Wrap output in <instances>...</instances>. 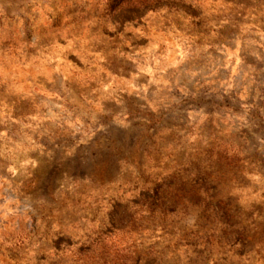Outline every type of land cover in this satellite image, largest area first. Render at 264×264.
<instances>
[{
  "label": "rangeland",
  "instance_id": "rangeland-1",
  "mask_svg": "<svg viewBox=\"0 0 264 264\" xmlns=\"http://www.w3.org/2000/svg\"><path fill=\"white\" fill-rule=\"evenodd\" d=\"M0 264H264V0H0Z\"/></svg>",
  "mask_w": 264,
  "mask_h": 264
}]
</instances>
